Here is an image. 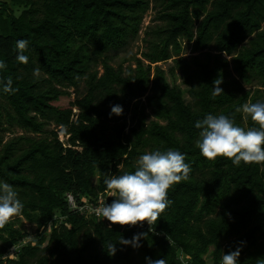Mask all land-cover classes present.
<instances>
[{"label":"trees","instance_id":"obj_1","mask_svg":"<svg viewBox=\"0 0 264 264\" xmlns=\"http://www.w3.org/2000/svg\"><path fill=\"white\" fill-rule=\"evenodd\" d=\"M149 5L150 0H0V61L7 65L0 69V81L11 78L16 90L4 93L0 84V97L22 129L50 134L20 135L3 144L0 137V181L18 193L24 205L20 214L42 229L17 257L5 258L7 248L26 234L9 223L0 228V264H147L146 257L207 264L210 246L212 264H222V255L237 248L238 264H264V164L237 167L223 157L207 160L196 147L200 130L195 128L208 114L234 116L237 125L253 126L235 109L264 102V89L250 95L240 80L255 77L264 86V0H156L164 22L149 39L151 49L144 56L150 63L144 66L137 58L136 68L124 75L109 52L137 35ZM180 38L196 50L219 51H203L205 58L195 57V67L174 58L193 101L187 102L183 90L171 86L156 66L158 92L147 96V105L157 98L153 113L165 123H147L145 107L136 103L131 110L136 124L128 125L126 111L132 98L148 91L151 64L169 59L172 50L178 55ZM21 39L29 42L26 65L16 60ZM224 54L231 56L236 75L227 69ZM219 77L223 94L214 97L213 81ZM81 85L86 92L64 102L68 89L78 91ZM116 105L121 115L111 113ZM1 109L0 103V131L6 132ZM49 122L65 129L68 145L57 129L45 128ZM147 146L185 154L192 169L188 180L169 189L173 203L156 223L112 225L72 208L67 193L78 206L85 196L96 201L108 190L105 179L134 173ZM138 233H147L141 247L118 243ZM109 242L115 243V255L108 254Z\"/></svg>","mask_w":264,"mask_h":264},{"label":"clouds","instance_id":"obj_2","mask_svg":"<svg viewBox=\"0 0 264 264\" xmlns=\"http://www.w3.org/2000/svg\"><path fill=\"white\" fill-rule=\"evenodd\" d=\"M27 40L16 42L18 54L16 60L27 64L29 57L24 53L28 51ZM4 61H0V69L6 68ZM39 69H34V75H39ZM223 80L219 77L213 81L212 95L223 94L220 87ZM3 84L4 93H13L11 78ZM243 113L245 119L250 118L253 126L241 127L237 125L234 116L208 114L204 119L195 122L199 129V138L196 147L200 155L207 160L214 161L223 157L239 167L245 165L264 164V102H246L235 109ZM121 106H112L111 113L121 115ZM185 154L175 150H154L139 156L136 161L134 173H124L105 179L104 184L115 199L111 204H104L96 209L97 216L107 219L112 225L136 226L144 222L151 227L156 223L161 214L169 208L173 201L168 198L169 189L173 185L186 181L192 171L190 164L186 163ZM24 205L18 198V193L12 185L0 181V228L18 216ZM147 233L135 234L130 240L121 237L118 243L130 245L134 249L141 247L140 240ZM109 255H115V243L107 244ZM241 249L237 248L222 255V264H238ZM147 264H167L166 258L152 260L145 258Z\"/></svg>","mask_w":264,"mask_h":264},{"label":"rangeland","instance_id":"obj_3","mask_svg":"<svg viewBox=\"0 0 264 264\" xmlns=\"http://www.w3.org/2000/svg\"><path fill=\"white\" fill-rule=\"evenodd\" d=\"M156 0H150L149 8L143 13L142 21L140 24V29L137 33V35L131 36L128 38V40L119 48L110 50L111 55V63L118 67L119 65L123 66L124 75L128 73L129 68H136L137 61L136 59L139 58L144 63V66H147L150 63V60H148L144 54L145 52L150 51V42L149 39L152 38V35L154 34V29L157 28L160 24L164 22V20L159 18L158 14V8L155 6ZM22 8L17 9V13H20ZM262 28H264V22L262 23ZM181 43V49L178 52L179 54L176 55V52L172 50V56L167 60L157 61L153 62L152 65V73L150 75V80L148 84V91L145 92L142 96H137L131 99L130 108L126 111V118L128 125H134L136 124L135 121H132L131 119V110L132 107L138 103V108L145 107V114H146V122L149 123L152 120H157L161 123H165L164 120L157 118L154 113L153 109L155 108L156 104L159 102L157 98H153L151 100L150 105L147 101V96L154 95L156 92H158V88L153 84L154 81V69L156 66H160L165 71V77L164 79L168 81V83L171 86H178L183 90L184 98L187 102H192L193 97L189 93V85L185 82V75L183 73V70L177 65V62L174 58L181 57L183 58L190 66L195 67L194 65V58L199 57V59L205 58V53L203 51H210L212 54L217 53L219 51L213 50L211 48H207L204 50H196L193 48V42L188 43L187 40L184 38H180ZM248 41H245V44H247ZM224 57L228 58L229 60V66L227 69L231 72L230 74L236 75L235 71L233 70V64L231 61V56L224 54ZM174 68V72H172V69ZM103 72V69L100 66V73ZM242 82V85L245 90L250 89V95L254 94L255 90L257 88H260L261 90L264 89V86L260 85V82L255 77L251 78L250 82H246L243 79H240ZM70 91V96L64 99V102H68L69 99L72 100L75 98L77 94H82L86 92V89L84 85H81L80 88L75 90V88L71 87L68 89ZM261 93V92H259ZM264 94V92H263ZM262 98V97H261ZM139 101V102H138ZM0 103L2 104V124L1 126H8L9 131H0V137L2 138V144L16 138L20 135H31V136H47L50 135L47 133H31L27 132L24 129H22L14 118V112L10 105L7 104L6 100L0 97ZM73 112L76 113L77 109L74 108ZM125 112V111H124ZM76 115L73 117V119H76ZM45 128L48 129H57L58 130V136L61 141L64 142V145H68V136L69 134L65 133V129H60L61 127L57 126L55 127V124L53 122H49L45 125ZM112 130V129H111ZM126 132H129V128L126 127ZM151 147L147 146L145 150L147 152H150ZM93 183L97 184L98 179L97 176L93 177ZM101 194V193H100ZM57 215V214H56ZM9 224H12L13 227L19 228L24 234H26V237L24 236L23 239L17 241L15 244H13L11 247L7 248V253L5 255V258H15L18 255V251L21 249L22 246H25L29 240H32L37 236V234L42 230L38 229L37 225L33 221H29L26 219L25 216L19 214L18 216L13 217ZM44 231H47V227L44 229ZM7 234V233H6ZM46 244V243H45ZM213 246H210L208 252L204 255L207 264H212V250ZM4 261H6L4 259Z\"/></svg>","mask_w":264,"mask_h":264},{"label":"built area","instance_id":"obj_4","mask_svg":"<svg viewBox=\"0 0 264 264\" xmlns=\"http://www.w3.org/2000/svg\"><path fill=\"white\" fill-rule=\"evenodd\" d=\"M68 201L73 209H82L87 214H96V209L98 207L103 206L104 204H111L113 200H109L110 197L115 199V197L112 196L111 192L106 190L104 192H101V194L98 195L96 201H93L89 199V197H82L81 202L82 205L78 206L77 201L72 193H67ZM97 215V214H96Z\"/></svg>","mask_w":264,"mask_h":264}]
</instances>
